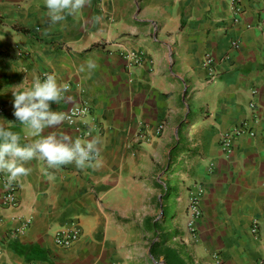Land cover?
Wrapping results in <instances>:
<instances>
[{
  "label": "crops",
  "instance_id": "obj_1",
  "mask_svg": "<svg viewBox=\"0 0 264 264\" xmlns=\"http://www.w3.org/2000/svg\"><path fill=\"white\" fill-rule=\"evenodd\" d=\"M239 3L236 14L231 0H86L52 24L44 0H0V121L14 122L22 144L34 140L11 91L26 75L27 86L33 74L55 72L71 88L53 110L89 101L87 140L99 141L84 169L26 162L17 207L3 204L0 183V264H168L165 248L183 264L264 261V119L256 137L238 138L229 154L221 147L251 101L264 114V0ZM128 50L145 52L143 68L130 72ZM51 131L78 137L66 120L41 135ZM196 183L206 195L195 238L187 211ZM74 225L81 238L58 245L55 233Z\"/></svg>",
  "mask_w": 264,
  "mask_h": 264
},
{
  "label": "clouds",
  "instance_id": "obj_2",
  "mask_svg": "<svg viewBox=\"0 0 264 264\" xmlns=\"http://www.w3.org/2000/svg\"><path fill=\"white\" fill-rule=\"evenodd\" d=\"M48 9V16L52 24L63 21L67 14H74L81 9L86 0H44ZM97 68V63L89 59L86 69L89 74ZM81 71L85 66L81 65ZM28 80L13 86L11 91L14 100V116L19 124L33 137L29 143L22 144L21 133L11 127L14 122L8 121L5 125L0 121V172L7 175L8 181L26 176L30 168L26 162L40 157L52 167L74 163L78 168L84 169L93 164L99 155V141L95 138L82 140L80 137L73 139L70 135L58 134L56 131L45 132V129H54L61 125L68 114L53 110L52 102L59 103L64 97L67 85L58 82L55 72L47 73L43 79L33 74L30 84Z\"/></svg>",
  "mask_w": 264,
  "mask_h": 264
},
{
  "label": "built area",
  "instance_id": "obj_3",
  "mask_svg": "<svg viewBox=\"0 0 264 264\" xmlns=\"http://www.w3.org/2000/svg\"><path fill=\"white\" fill-rule=\"evenodd\" d=\"M232 9L236 14L242 12V7L239 0H231ZM236 21H238L236 19ZM264 23V21H263ZM238 44V43H237ZM28 54V53H26ZM122 56L128 62L130 72H135L137 68H143L147 61V56L144 51L128 50L125 51ZM205 66L211 69V77H217V71L215 70V57L213 53H210L205 58ZM47 73H43L40 77L43 79ZM71 85H67V89H70ZM256 93V92H255ZM249 116L239 125L232 127L230 130L225 131L221 135V147L227 154L231 153L235 147V141L243 136H249L254 138L257 136L256 125H258L263 119V108L256 102L251 101L249 104ZM93 110L92 104L85 100L80 104L73 105L66 113L68 114L67 123L76 128L78 137L82 140H87L92 134L90 128L87 127L86 123L83 122L84 118L91 114ZM5 111V107L0 104V115ZM163 125L157 128V134L163 132ZM99 157V155H98ZM96 157L95 160L98 158ZM0 183L6 188V191L2 195V201L5 206L17 207L20 203L19 186L16 180L8 181L7 176L0 173ZM206 195V189L201 183H196L190 190L189 203H188V221L187 226L189 230L196 237L198 234V224L203 218V209L201 202ZM31 224V219L27 220L24 225L18 229V233H24ZM255 234L259 233V223H255L253 227ZM82 236V230L80 227L74 225L72 227H64L59 229L55 233V241L62 247H70ZM259 264H264L261 261Z\"/></svg>",
  "mask_w": 264,
  "mask_h": 264
},
{
  "label": "trees",
  "instance_id": "obj_4",
  "mask_svg": "<svg viewBox=\"0 0 264 264\" xmlns=\"http://www.w3.org/2000/svg\"><path fill=\"white\" fill-rule=\"evenodd\" d=\"M160 252L165 255L168 264H183V261L174 249L165 248L164 250H160ZM158 253V246L153 245V247L151 248V255L157 258Z\"/></svg>",
  "mask_w": 264,
  "mask_h": 264
}]
</instances>
